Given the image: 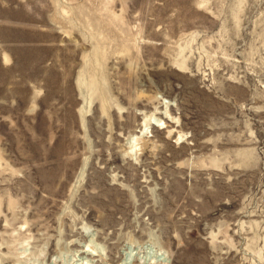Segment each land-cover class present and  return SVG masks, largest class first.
<instances>
[{
    "label": "rangeland",
    "instance_id": "374dc122",
    "mask_svg": "<svg viewBox=\"0 0 264 264\" xmlns=\"http://www.w3.org/2000/svg\"><path fill=\"white\" fill-rule=\"evenodd\" d=\"M0 264H264V0H0Z\"/></svg>",
    "mask_w": 264,
    "mask_h": 264
},
{
    "label": "bare ground",
    "instance_id": "6f19581e",
    "mask_svg": "<svg viewBox=\"0 0 264 264\" xmlns=\"http://www.w3.org/2000/svg\"><path fill=\"white\" fill-rule=\"evenodd\" d=\"M91 94H92V96H95L98 99L103 101V99L106 95V87L105 86L98 87V88H96L95 92H93ZM150 125L157 126L153 121L152 122L150 121V123L147 126L149 127Z\"/></svg>",
    "mask_w": 264,
    "mask_h": 264
}]
</instances>
